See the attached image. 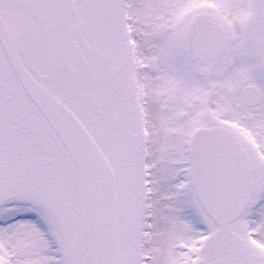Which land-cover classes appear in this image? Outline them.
<instances>
[{
  "label": "snow or ice",
  "instance_id": "1",
  "mask_svg": "<svg viewBox=\"0 0 264 264\" xmlns=\"http://www.w3.org/2000/svg\"><path fill=\"white\" fill-rule=\"evenodd\" d=\"M0 264H264V0H0Z\"/></svg>",
  "mask_w": 264,
  "mask_h": 264
}]
</instances>
